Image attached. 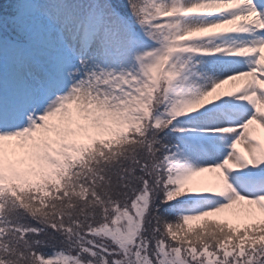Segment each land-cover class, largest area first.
I'll list each match as a JSON object with an SVG mask.
<instances>
[{
  "label": "snow or ice",
  "instance_id": "1",
  "mask_svg": "<svg viewBox=\"0 0 264 264\" xmlns=\"http://www.w3.org/2000/svg\"><path fill=\"white\" fill-rule=\"evenodd\" d=\"M0 264H264V0H0Z\"/></svg>",
  "mask_w": 264,
  "mask_h": 264
}]
</instances>
